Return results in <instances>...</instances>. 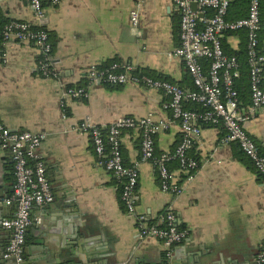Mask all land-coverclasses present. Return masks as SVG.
Returning <instances> with one entry per match:
<instances>
[{
    "label": "crops",
    "instance_id": "obj_1",
    "mask_svg": "<svg viewBox=\"0 0 264 264\" xmlns=\"http://www.w3.org/2000/svg\"><path fill=\"white\" fill-rule=\"evenodd\" d=\"M133 11L139 14L138 29L131 23ZM0 19L38 24L30 0H0ZM40 23L53 44L56 78L39 74L40 51L34 43L0 40V121L14 131L46 134L39 151L54 194L52 203L32 208L26 264H254L264 248V177L238 144L222 142L223 126L202 125L190 149L200 165L180 195L162 191L155 165L142 159L140 129L121 133L125 163L137 164L140 172L137 215L149 222L171 206L189 231L170 257L162 241L141 235L137 215L121 201L116 177L101 163L89 133L79 129L85 121L106 128L128 116L171 119L170 98L161 90L134 82H90L88 72L93 66L131 64L152 77L194 88L184 61L173 55L180 44L174 1L61 0L45 4ZM227 42L239 49L244 38L231 35ZM70 86L88 94L64 95ZM246 126L264 151V114ZM181 136L178 123L160 131L158 152L174 150ZM14 184L12 153L0 143V264H17L5 256L11 234L3 226L17 209L16 202L6 203Z\"/></svg>",
    "mask_w": 264,
    "mask_h": 264
},
{
    "label": "built area",
    "instance_id": "obj_2",
    "mask_svg": "<svg viewBox=\"0 0 264 264\" xmlns=\"http://www.w3.org/2000/svg\"><path fill=\"white\" fill-rule=\"evenodd\" d=\"M61 0H30L38 24L10 20L1 32L2 40L32 42L39 51L38 72L43 77H58L54 65L53 44L49 33L41 26L45 15V4L57 5ZM180 12V44L173 55L181 58L192 77L194 88L185 89L167 79L155 78L136 70L131 64L114 63L109 68L93 66L89 69L90 82L100 81L119 86L134 82L149 88L161 90L170 98L171 119L156 120L148 116L122 117L102 128L89 121L81 123L80 130L89 133L96 153L105 169L112 173L121 189V201L127 211L136 213V192L140 179L138 165L125 163L121 133L130 128L141 131L142 159L152 162L161 180L162 191L180 195L184 183L191 181L199 168V161L190 154L195 138L202 132V125H221L226 131L223 143H236L249 158L254 168L264 177V154L256 140L249 133L246 124L264 114V88L262 87V67L264 53H259L262 0H250L248 15L236 20H228L227 14L234 0H173ZM196 4L197 9H193ZM200 13L203 16H200ZM131 23L139 27V14L133 11ZM33 25L41 27L38 30ZM247 30L248 62L250 66L251 100L241 105L240 94L235 86V78L240 75L239 60L224 51L223 37L227 31ZM207 63V65L205 64ZM88 92L83 87H66L64 95L81 97ZM192 101L205 107L195 110L186 107ZM178 123L182 131L181 139L174 151L157 154L156 135ZM105 129V131H104ZM46 138L44 132L14 131L0 121V143L10 149L14 162L15 184L13 195L7 204L17 203L14 216L3 220V226L10 230V241L5 256L14 258L17 264H25L24 247L29 226L33 223L32 208L46 206L53 202L54 194L47 175L45 160L39 151ZM178 161L172 169L170 163ZM142 236H151L162 241L167 256L173 248L185 242L189 231L179 226L177 214L167 206L152 224L143 215H137ZM36 221H39L37 218ZM254 264H264V248L257 254Z\"/></svg>",
    "mask_w": 264,
    "mask_h": 264
},
{
    "label": "trees",
    "instance_id": "obj_3",
    "mask_svg": "<svg viewBox=\"0 0 264 264\" xmlns=\"http://www.w3.org/2000/svg\"><path fill=\"white\" fill-rule=\"evenodd\" d=\"M249 2H250V0H234L229 7L227 19L228 20H236L238 18H242V17L247 16L248 15ZM8 22L9 21H5V20L3 21L2 19H0V40H2L1 32L3 30V27ZM261 23H262V25H264V0H262V2H261ZM33 28L35 30H38L41 27L33 25ZM240 33L243 35L244 42L239 49H233L228 44L227 38H228V36L236 35V34H240ZM259 38H260V40H259L258 50H259V53H264V30H262L260 32ZM247 45H248V34H247L246 29H242L239 31H227L223 37L224 51L231 56H236L237 59L239 60L240 75L237 78H235V86H236V89L239 91V94H240L239 96H240V101H241L242 106L245 105L246 102L251 100L250 66H249V62H248ZM205 64L207 65L206 62H205ZM110 66L111 65L108 64L102 68H109ZM186 107L190 108V109H195V110H205V107L201 106L200 104H198L196 102H192V101H186ZM204 125H206V124H204ZM104 131H105V129H104ZM174 150H172V151H174ZM260 151L264 154V151H262L261 148H260ZM157 154H160V152H158V150H157ZM178 164H179L178 161L174 160L170 163V167L172 169L177 168ZM172 165H173V167H172ZM155 221H156V219L150 220L149 224H152ZM179 226L181 228H184L180 223H179Z\"/></svg>",
    "mask_w": 264,
    "mask_h": 264
},
{
    "label": "water",
    "instance_id": "obj_4",
    "mask_svg": "<svg viewBox=\"0 0 264 264\" xmlns=\"http://www.w3.org/2000/svg\"><path fill=\"white\" fill-rule=\"evenodd\" d=\"M192 6H193V9H194V10H196V9H197V6H196V4H193ZM200 16H203V14H202V13H200ZM13 259H14V258H13ZM14 260H15V259H14ZM16 263H17V262H16ZM25 264H26V261H25Z\"/></svg>",
    "mask_w": 264,
    "mask_h": 264
}]
</instances>
